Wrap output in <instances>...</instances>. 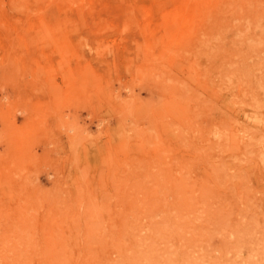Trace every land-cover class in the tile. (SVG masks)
<instances>
[{"label": "rangeland", "instance_id": "1", "mask_svg": "<svg viewBox=\"0 0 264 264\" xmlns=\"http://www.w3.org/2000/svg\"><path fill=\"white\" fill-rule=\"evenodd\" d=\"M0 264H264V0H0Z\"/></svg>", "mask_w": 264, "mask_h": 264}]
</instances>
